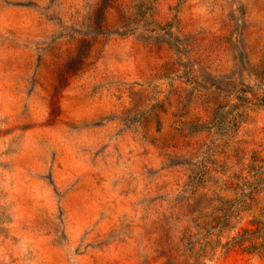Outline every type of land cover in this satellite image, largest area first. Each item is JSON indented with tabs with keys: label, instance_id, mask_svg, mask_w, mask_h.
I'll return each mask as SVG.
<instances>
[{
	"label": "rangeland",
	"instance_id": "rangeland-1",
	"mask_svg": "<svg viewBox=\"0 0 264 264\" xmlns=\"http://www.w3.org/2000/svg\"><path fill=\"white\" fill-rule=\"evenodd\" d=\"M0 264H264V0H0Z\"/></svg>",
	"mask_w": 264,
	"mask_h": 264
}]
</instances>
